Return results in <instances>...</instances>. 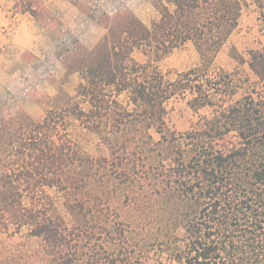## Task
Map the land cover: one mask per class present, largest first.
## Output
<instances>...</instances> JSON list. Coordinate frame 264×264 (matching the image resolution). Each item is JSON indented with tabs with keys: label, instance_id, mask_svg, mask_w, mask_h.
<instances>
[{
	"label": "trees",
	"instance_id": "1",
	"mask_svg": "<svg viewBox=\"0 0 264 264\" xmlns=\"http://www.w3.org/2000/svg\"><path fill=\"white\" fill-rule=\"evenodd\" d=\"M150 1L159 12L150 26L129 9L103 12L94 46L73 38L57 54L80 75L75 94L59 90L38 120L0 109V228H26L38 264H145L155 248L167 259L159 264H264V51L250 52L257 81L237 98L249 79L213 67L244 1ZM21 11L39 16L31 2ZM186 42L199 62L170 79L157 62ZM179 95L211 109L182 133L166 122L165 103ZM75 123L98 137L101 155L73 138ZM46 187L61 193L68 219Z\"/></svg>",
	"mask_w": 264,
	"mask_h": 264
},
{
	"label": "rangeland",
	"instance_id": "2",
	"mask_svg": "<svg viewBox=\"0 0 264 264\" xmlns=\"http://www.w3.org/2000/svg\"><path fill=\"white\" fill-rule=\"evenodd\" d=\"M243 1L238 24L220 47L213 63L214 68H222L229 72L237 70L241 79H249L248 83L242 84V88L234 98L240 96L250 82L257 81L248 63L250 52L264 51V0L261 7L254 0ZM28 2L32 3L39 14L38 18L34 19L37 37L35 45L30 50L25 49L21 55L17 52L5 56L2 54V44L11 36L13 23L6 19L7 14L4 11L8 7L9 11L25 13L27 11L21 10ZM90 2L95 11L93 14L98 17L102 10L114 8L129 9L140 18L159 16L158 10L150 0H91ZM29 14L27 12V15ZM73 38L76 36L60 25L56 11L53 12V9L48 8L43 0H0V109L2 107L11 111L21 109L38 120L43 116L48 98L55 96L59 90L71 95L75 94L80 75L77 72L70 74L66 72L62 60L67 54L57 56L63 47L71 45ZM132 56L138 62H144L146 59L140 50H134ZM198 62L197 52L189 42L172 49L157 62V65L166 77L172 79L176 77L177 72L185 71ZM187 98L188 95H179L165 103L167 125L177 133L190 129L201 117L211 112L209 107L198 111L192 110L187 105ZM70 132L84 151L96 155L102 154L99 139L95 134L78 123L70 127ZM153 136L155 139L159 137L154 131ZM45 190L52 198L56 211L68 219L61 193L56 188L46 187ZM27 232L26 228L19 231L12 227L6 231L0 228V264L39 263L37 253L33 254L39 249V242L36 238L27 237ZM179 233L181 229L178 230ZM161 260L167 262L166 256L155 248L150 252L145 264H159Z\"/></svg>",
	"mask_w": 264,
	"mask_h": 264
},
{
	"label": "crops",
	"instance_id": "3",
	"mask_svg": "<svg viewBox=\"0 0 264 264\" xmlns=\"http://www.w3.org/2000/svg\"><path fill=\"white\" fill-rule=\"evenodd\" d=\"M45 5L56 11L60 25L70 32H72L76 39L79 40L86 47L94 46L106 33V28L100 24L98 16L94 15L93 6L91 5V0H82L89 6V14L82 11L80 8L75 6L69 0H43ZM249 1V0H245ZM6 9V8H5ZM117 10H123L121 8H114L111 10H102L103 12L112 14ZM7 14L6 19L12 21V33L11 36L6 38L2 44V54L5 56H11L13 53H19L20 55L25 51V49L30 50L35 45L36 34L34 26V17L32 15H27L25 13H19L17 11H9L8 7L4 11ZM94 16V19L90 17ZM137 16V15H136ZM143 24L150 26L155 20H158L159 16L152 17H142L137 16ZM32 18V19H29ZM152 18V19H151ZM26 21V24H25ZM149 24V25H148ZM81 27H83L81 29ZM189 43V42H186ZM191 44V42H190Z\"/></svg>",
	"mask_w": 264,
	"mask_h": 264
}]
</instances>
